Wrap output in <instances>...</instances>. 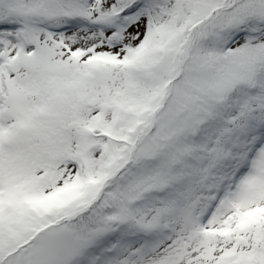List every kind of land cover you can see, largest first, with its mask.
<instances>
[{
	"label": "snow or ice",
	"instance_id": "6c2138e0",
	"mask_svg": "<svg viewBox=\"0 0 264 264\" xmlns=\"http://www.w3.org/2000/svg\"><path fill=\"white\" fill-rule=\"evenodd\" d=\"M0 264H264V0H0Z\"/></svg>",
	"mask_w": 264,
	"mask_h": 264
}]
</instances>
